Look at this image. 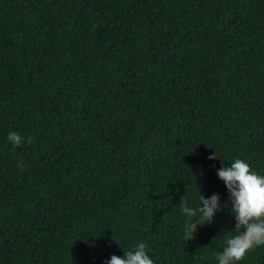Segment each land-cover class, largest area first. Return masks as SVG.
I'll list each match as a JSON object with an SVG mask.
<instances>
[{"label": "trees", "instance_id": "16d2710c", "mask_svg": "<svg viewBox=\"0 0 264 264\" xmlns=\"http://www.w3.org/2000/svg\"><path fill=\"white\" fill-rule=\"evenodd\" d=\"M0 264H264V0H0Z\"/></svg>", "mask_w": 264, "mask_h": 264}]
</instances>
